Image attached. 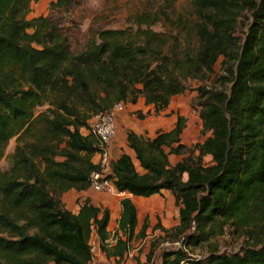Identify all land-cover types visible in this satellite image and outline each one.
<instances>
[{"label":"trees","instance_id":"1","mask_svg":"<svg viewBox=\"0 0 264 264\" xmlns=\"http://www.w3.org/2000/svg\"><path fill=\"white\" fill-rule=\"evenodd\" d=\"M37 1L0 0V162L15 142L8 168L0 169V264H88L92 231L106 258L121 264L147 230L143 224L136 232L130 199L120 202L112 246L105 244L107 209L86 200L72 214L60 204L65 193L86 191L90 174L100 171L92 161L99 140L81 130L118 103L143 99L156 113L166 110L191 90L188 82L204 83L220 59L214 83L192 89L204 141L183 145L180 118L149 140L129 130L127 146L143 173L122 154L107 178L133 197L173 196L178 225L158 228L181 248L163 251L160 264H264V235L246 230L245 244L229 254L212 242L227 226L261 223L264 232V0H191L197 20L183 36L152 30L159 14H140L124 29L93 32L77 52L51 14L28 17ZM77 1L53 0L49 10ZM170 156L182 158L171 165ZM197 247L207 248L201 258L189 254Z\"/></svg>","mask_w":264,"mask_h":264},{"label":"rangeland","instance_id":"2","mask_svg":"<svg viewBox=\"0 0 264 264\" xmlns=\"http://www.w3.org/2000/svg\"><path fill=\"white\" fill-rule=\"evenodd\" d=\"M51 1L53 0H38L36 3L31 4L28 17L34 18L51 14L58 23L62 35L68 39L74 52L83 49L93 32L105 29H124L132 25L134 17L140 14H159L160 22L154 25L152 30L172 35L179 34L183 36L186 28L192 32L197 20L191 0H79L71 8L60 13L50 12L49 4ZM248 18L249 16L245 15L239 21L236 31L237 37L244 38L249 25ZM220 62L221 59L214 66L212 75L204 83L199 81L188 82L191 90L173 97L166 110L156 113L152 106H148V110L145 113L129 111V117L131 116L130 119L133 121L131 123L140 125L143 128L141 138L149 140L155 137L153 134H149L146 129L152 119L161 117L166 122L164 129H159L156 132L157 134L160 131L172 129L177 119L180 118L184 125L181 143L189 148L196 143L203 142L206 136L201 134L202 125L198 115V108L193 107L196 92L192 91V89L197 88L201 84L211 86L215 78L221 73ZM138 114L142 116V119L138 117ZM128 127H131L132 130L136 128L131 124ZM119 131L124 136L128 128L122 126ZM14 145V139L8 143L5 157L0 162V169L8 168V156L12 153ZM180 159L181 157L171 156L170 162L174 163ZM204 161L209 164L210 157H206ZM183 179L186 180V176ZM154 198L147 205L143 204L145 211H140L139 205L137 206L136 204L137 212L140 214L137 232L143 224L147 226V230L143 238L131 242L129 251L121 264H160V255L163 251L171 250L170 248H174L176 243L180 245L178 249L181 248L180 241L174 239L171 234L165 235L158 228L160 226L171 230L175 227L176 222L178 225V207L175 206L173 201L169 204L166 197ZM60 204L64 206L61 198ZM117 217L118 212L114 214L113 218L116 220ZM113 227L112 219L109 229L112 230ZM246 230H251V236L254 238L259 237L261 239L264 235V232L261 233V223H257L254 226H243L240 229H237L236 226H227L223 236L212 242L218 246L220 253L237 252L245 244ZM110 235H112V231H110ZM165 243H169L171 247L166 249ZM206 251V247H197L193 248L189 254L193 258H201L206 254ZM149 253H152L150 254V261H148ZM110 264L117 263L112 260Z\"/></svg>","mask_w":264,"mask_h":264},{"label":"crops","instance_id":"3","mask_svg":"<svg viewBox=\"0 0 264 264\" xmlns=\"http://www.w3.org/2000/svg\"><path fill=\"white\" fill-rule=\"evenodd\" d=\"M147 110H148V106H145L143 99H139L137 104H134V105L128 104L126 109L123 112L117 114V116H116V135L108 147V154H109L110 163L116 161L122 154H126L132 159L136 171L139 173H143L142 169L139 167L138 162L135 160V156H134L133 151L130 150L127 146V142H126L127 131H126L125 135L123 136L119 130L122 126H124V127L128 128V131L131 130L136 135L141 137L143 135V128L140 125H137L135 123H131L133 121L130 119L131 116L129 117V113L130 112L145 113ZM130 124L134 125L136 128L134 130H132L131 127H128V125H130ZM165 126H166V122L163 121L161 117H157V118L151 120L150 124L146 127V129L149 132V134H153L155 136L156 132L159 129L160 130L164 129ZM170 130L171 129L163 130L161 132H167ZM81 133L83 135H87L88 131L83 129V130H81ZM170 157H169V162H170ZM175 157H177V156H175ZM96 160H97V155H95L93 157L92 161L95 163ZM180 160H177L174 163L170 162V164L174 165L175 163H177ZM162 196L167 198V201L169 202V204L172 201L174 202V198L169 191H163L161 195H154V196H151L149 198L133 197L132 195L125 193L122 197L116 199V198H113V197L106 195V194L93 193L90 188H88L86 191H82V192H77L75 190H71V191L65 193L64 195H62L61 201H62V205H64L62 207L72 214H77L81 204L84 203L86 200H88L90 202V204L96 208L107 209L110 213L109 226L112 222V219H113V223H114V227L112 228V230L109 229V226H108L107 230L109 233H110V231H112V234H113V232L117 229V226H118V221H119L120 214H121L120 202L122 199H124V198L130 199L132 201V203L135 205V207H137L139 205V210L145 211L144 210L145 207L143 206V204L147 205L150 200L155 199L154 197H162ZM66 202H67V204H65ZM136 204H137V206H136ZM72 207H73V209H72ZM117 212H118V217L115 220V218H113V217H114V214H116ZM139 219H140V214L137 212V227H139V224H138ZM174 226L175 227L177 226V222L175 223ZM137 227H136V232H137ZM167 229L168 228H166V230Z\"/></svg>","mask_w":264,"mask_h":264},{"label":"built area","instance_id":"4","mask_svg":"<svg viewBox=\"0 0 264 264\" xmlns=\"http://www.w3.org/2000/svg\"><path fill=\"white\" fill-rule=\"evenodd\" d=\"M127 105L118 103L109 112L94 114L89 121V128L87 130L88 134L99 140L100 147V152L96 154L97 160L95 162L100 171H94L90 174L89 188L93 193L106 194L116 199L122 197L125 193L119 192L115 188L113 181L107 178L111 174L108 147L116 135V116L118 113L123 112ZM114 232L105 241L107 246H112L115 243ZM87 245L90 253L88 264H110V261L113 260L107 259L101 251V243L95 231H92ZM179 246V243H176V248H170L171 245L165 243L166 249H178Z\"/></svg>","mask_w":264,"mask_h":264}]
</instances>
